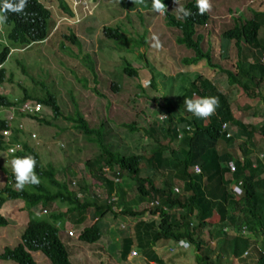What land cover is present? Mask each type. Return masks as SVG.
Returning <instances> with one entry per match:
<instances>
[{"label":"trees","instance_id":"trees-1","mask_svg":"<svg viewBox=\"0 0 264 264\" xmlns=\"http://www.w3.org/2000/svg\"><path fill=\"white\" fill-rule=\"evenodd\" d=\"M43 1L28 0L26 7L31 9V13L25 9L20 14L7 13L8 19L3 26L6 28L5 32L0 33L6 38L0 41V83L7 72L2 65L10 53L11 47L8 45L24 46L47 38V21L56 12L46 8ZM53 1L59 10L56 15H74L69 0ZM167 1L162 0L165 3ZM2 2L0 0V4ZM148 2L151 3V0H144V3ZM99 3L106 10V0ZM77 4L75 9L81 16L82 6L87 4L84 0H78ZM182 5L191 10L193 15L184 18L183 23L176 20L172 24H177L180 30L176 41L185 44L193 52L185 61L196 63L203 59L208 66L214 68L209 49L203 50L200 45L202 35L193 34V26L205 23L208 14L199 15L194 0L186 1ZM18 16L20 17L17 18ZM25 18L34 20L31 29L26 27ZM90 19L96 21L95 17ZM127 21L130 22V19ZM232 21L231 27L221 34L223 41L220 47L222 52H226L229 42L233 40L237 59L232 70L218 69L225 75L226 85L231 90L224 93L219 90V81L215 83L212 78L199 75L183 87L178 94V101H172L168 96L160 97L162 101L159 100L158 104L164 113L149 121L147 128H140L141 135L150 138L146 153L123 151L113 147L105 140L108 132L105 117L89 125L83 115L76 113L74 117L68 118L72 122V128L93 142L97 149V153L83 161L81 174L84 182L69 189L64 180L56 178L55 168L51 164L42 166L38 155L22 142L23 150L18 154L27 153L35 157V171L41 183L9 195L21 197L26 209L37 205L45 206L50 202L64 204L65 212L78 215V223L84 220L86 210H92L96 219L89 226L83 227L78 236L86 243L100 240L102 229L106 227L105 221L112 231L108 218H112V224H118L121 219H130L131 234L121 239L120 245L114 240V234L110 236L114 246L107 253L117 262L125 260L129 248L134 244L141 256L151 258L154 264H173L175 258L172 256H177V259L179 256L190 259L186 264H229L227 257L230 255L238 264H264V120L258 126L250 121L242 122L232 115L230 109L232 96L244 93L246 97L257 98L261 102L262 110L258 114L264 116V63L259 61V56L264 53V11H253L249 18H243L239 14L232 17ZM117 24L120 27L112 24L100 28L101 34L116 44L113 45L114 48L124 50L126 54L132 53L133 49L126 48L129 37L130 42L136 46L144 44L142 32H128L126 35L125 24L119 21ZM52 37L63 48L69 47L66 44L76 46L81 54L79 61L85 72L90 74L94 85V65L89 54L82 53L80 39L73 31L60 29ZM126 54L121 57V70L131 76L137 71ZM138 55L143 58L141 52ZM81 74L84 75V72ZM111 86L114 90L117 89V85L112 83ZM176 86L179 88L182 84ZM133 87L138 88L136 95L143 94L138 83ZM23 94V97L16 100L7 99L0 94V106L8 107L18 103L24 99L26 93ZM197 97H217L219 100L216 113L207 120L198 119L186 110L184 99ZM40 102L49 105L55 117L60 114L55 98L50 93H46ZM252 113L256 114V110ZM4 124V120L0 119V128ZM122 125L128 133L139 129L134 122ZM17 139L18 135L13 130L10 141L17 142ZM2 146L0 140V148ZM139 147L143 149L145 144ZM27 154H19V157L23 158ZM229 161L234 165L231 173L227 166ZM194 165L199 167L198 173L193 172ZM90 181L101 190L103 196L97 197L93 193ZM231 182H239L242 194L234 195L230 191ZM128 187L133 189V193L130 194ZM77 193H80L79 197ZM5 198L6 188H0V206ZM28 215L19 241L11 248L3 247L0 259L12 260L16 264H37L28 252L30 250L40 251L50 264H72L54 225L59 218L58 212L50 211L47 215L49 220L36 218L30 211ZM6 224V219L0 215V226ZM242 226L248 232L245 237L240 235ZM223 227L233 230L225 233L222 232ZM205 234L210 239L212 236L215 238L211 239L213 244L217 239H220L221 244L216 249L209 246L204 241ZM181 240L188 241L192 246L190 257L177 246ZM169 244L174 246V251L168 250ZM250 246L248 255L242 257V252ZM156 247L161 248L162 253L167 255L165 260L155 255L153 249ZM97 251L94 253L95 257L100 256V250ZM225 252L230 255L223 258Z\"/></svg>","mask_w":264,"mask_h":264},{"label":"rangeland","instance_id":"rangeland-1","mask_svg":"<svg viewBox=\"0 0 264 264\" xmlns=\"http://www.w3.org/2000/svg\"><path fill=\"white\" fill-rule=\"evenodd\" d=\"M44 1L45 6L51 8L56 14H59L55 1ZM99 1L102 0L84 1L88 7L82 6V20L78 26H73V32L82 42V53H88L92 59L96 78L94 85L91 83L90 74L85 72L84 66L79 61L81 54L76 46L66 44L72 50L69 47L63 48V46L55 43L54 37H52L49 42L30 45L29 49L25 48L27 50L23 52H18L17 50L10 51L2 65L7 72L3 84H0V93H6L8 97H11L13 94V97H18L20 94L16 93L20 91L19 86L24 87L28 92L41 95L43 94L42 90H50L56 96L63 115L70 114L73 111L72 105L75 104L81 113H83L89 125H93L97 120L105 117L106 126L108 127V132L105 136L107 142L123 151L146 153L150 140L142 138L140 128H147L149 121L164 113L158 104L159 100H161L159 97L168 96L170 98L171 96L176 98L178 96L180 92V88L176 86L178 81L182 82V86H184L199 72L204 77L212 78L215 83L219 81V85L223 89L231 90V87L229 88L224 83V75L219 70L217 71L216 68L208 67L204 60H200L193 65L191 64V66L183 64L181 59L192 55V51L186 49L183 45L176 44L174 39L179 33L178 30L174 27L164 26V22L162 21L164 16L159 15L158 17L156 16L158 13L152 10L141 11L140 14L158 18L153 23V28H157L156 33L151 30V25L148 26L149 36L145 49L138 47L137 49H133L132 53L126 54L124 50L114 48L113 45L116 44L113 41L105 40L101 34V26H111L119 21L125 24L130 34H137L140 32L139 19L137 18V13L130 12V22H128L124 14V8L118 7L117 0H106V10L102 8V4ZM210 2L212 4V11L208 12V24L203 28L198 27L196 30L204 36L202 47L205 48L208 45L212 62L218 64L221 68L231 69L234 67L235 62V48L233 42L230 41L225 56H223L224 52H221L219 48L220 34L231 27L233 16L240 14L243 18H249L252 11L264 10V0H210ZM176 7L178 5L172 7V12L175 15H177L174 11ZM56 14L54 15L56 16ZM90 17L96 18L95 22H97V25H95L94 19H90ZM51 19L53 20V16ZM61 19L66 21V19ZM54 28L55 25L51 22L49 31ZM58 29L68 31V27L65 24H61ZM133 30H136V32H133ZM3 31L4 27L1 32ZM153 35L157 36L162 44L160 50H156L151 46ZM140 52L146 55V60L138 57V53ZM220 52L221 56L219 55ZM124 54L127 55L133 65L139 66L140 73L137 76H128L122 72L121 57ZM18 59L24 62L25 73L16 66ZM69 64H76L78 70L84 72V75L72 73L71 71L76 70ZM151 71L155 73L158 80L154 89L149 86H143L144 76H147ZM169 74L172 75L173 80ZM83 76L85 80H82ZM112 80L119 86L118 89L114 90L110 87ZM137 83L143 89L141 96L136 95L138 88L133 87ZM92 86L96 88L98 93L92 91ZM164 89L167 91H164ZM232 100L234 104L247 105L248 108L242 107L239 110L241 117L244 116L251 122L257 123L255 126L261 123L258 111L262 110V106L257 98L250 99L244 93H240L238 96H232ZM252 108L256 109V114H253L255 115L253 118H251ZM40 114L46 117L45 119L51 124L42 122L43 124L39 126L38 121L35 119L28 120L22 118L20 120L28 128L25 130L28 134L32 132L31 130L37 134L33 141L29 140V137H26L27 143L38 154L41 165H45L48 162L53 165L57 171L56 178L63 180L65 178L64 173L66 172L74 179H77V184L80 185L84 182V176L81 174L83 171V161L97 153L94 143L85 139L77 129L72 128L68 120L61 117L55 120L51 118V110L47 106L43 105ZM4 115L3 110L0 108V118L4 117ZM130 122H134L139 129L128 133L122 124ZM60 144L62 145L60 146ZM141 144H145L143 149L139 147ZM0 164H8L3 161L2 152H0ZM65 169L67 170L65 171ZM0 175H2L1 172ZM125 181L129 182L127 179ZM131 187L133 188V186ZM127 189L130 194L133 193V189L129 187ZM55 205L54 210L61 207L57 204ZM39 211L37 210V213ZM65 219L72 220L70 217H66ZM65 222L73 226L69 221ZM91 222L92 219L89 213L86 212L83 223L78 228L75 226L77 232L80 231V228L89 225ZM118 222L123 227H119V224L115 225L114 238L120 241L131 234L132 221L130 219H121ZM25 223L26 214L22 213L9 223V226L0 227V251L5 246L13 247L19 241V235ZM108 223L112 224V218H108ZM105 224L106 227L101 240H107L108 224L106 221ZM70 226L67 228H70ZM3 232L6 233V238L1 237ZM64 232L65 229L61 225H58V237L62 240L72 264H138L134 259L123 262L114 261L104 250H100V256L95 257L94 253L97 250L94 248V245L79 240L75 241V237L71 239L73 242L75 241V247L79 248L80 251L78 253L76 250H73V254H71L73 249L70 243L71 240L66 237ZM211 239L215 238L212 236ZM211 239L208 235H204V241L216 249V246L221 244L220 239H217V242H214V244ZM172 245L176 247L175 243H172ZM172 245L169 244V251H174V246ZM179 247L187 252L186 256L190 257L192 246L188 249ZM229 255L225 252L223 258ZM31 256L37 264H50L40 251L32 252ZM227 258L229 264H238L235 259L231 258V255ZM189 260L184 256H179L174 261V264H186ZM0 264H15V262L0 259Z\"/></svg>","mask_w":264,"mask_h":264},{"label":"clouds","instance_id":"clouds-1","mask_svg":"<svg viewBox=\"0 0 264 264\" xmlns=\"http://www.w3.org/2000/svg\"><path fill=\"white\" fill-rule=\"evenodd\" d=\"M84 1H86V0H84ZM117 1H118V7L121 8V9L124 8L123 10L125 11L124 14H125L126 19H128L130 17V12L137 13V18L139 19L138 25L140 27V32H142V34L144 35L143 36V39L145 40L144 44L143 45H138V46L132 44V42H130L131 38L129 37V41L126 44V48L128 50L137 49L138 47H144V49H145V47L147 45V39H148V36H149L148 26L151 25V30L154 33L157 32V28H155V29L153 28L154 27L153 23L158 18L156 19V18H153L151 16L140 15L141 11H150V10H152L153 12L158 13L156 16H158V17H159V15L160 16H164V19H162V21L164 22L163 25L167 26V27H174L176 30H178V32H180V30L177 27V24H175V23L172 24V22L173 21L175 22L176 20H179L180 23H183L184 22V18H188V17H191L193 15L191 10L186 9L182 5L186 1L188 2L190 0H168L166 3L162 2V0H151V3L150 2L144 3V0H117ZM194 1L196 2V7H197L199 15L203 16L206 13L208 14V12L212 11V4H211L210 0H194ZM27 2H28V0H3L2 4H0V33H1V30H2L3 26L7 22V19H8L7 13L12 12V13L20 14V13L24 12V9H25V11H28V12L31 13V9L26 7L27 6ZM69 2L72 4L71 7L73 9V11H72V13L74 14L73 16L64 17L63 15H56V16L54 15L53 16V20L51 19L52 18L51 16L48 19L47 26H46V33H47V38H49V40H46L47 39L46 38V39H43L42 41H32L28 45H24V46L14 45V44L8 45V47H11L10 51L11 50H17L18 52H23V51L29 49L28 47H30V45L41 44L42 42H49L51 40V38H52L53 33L58 29V27L61 24L67 25L68 31L69 30L73 31V26H78V24L82 20V16H80L79 13L77 12V10L75 9V6L77 5L78 0H69L68 3ZM179 2H181V3H179ZM175 5H178V7H176L174 9V11L177 13V15H175L172 12V7L175 6ZM86 7H88V6H86ZM46 8H47V6H46ZM261 11H264V10H261ZM261 11H254V12H261ZM19 17L20 16H18L17 18H19ZM233 17H236V16H233ZM61 18L66 19V21H63ZM208 20H209V14H208L207 21ZM33 21H34L33 19L28 20V18H25L26 27L28 29L32 28V22ZM207 21L205 23H203L202 25H194L193 26V34L202 35L201 33L197 32L196 29L198 27H200V28L205 27L208 24ZM51 22L53 23V25H55V28L53 30L49 31L50 28H51ZM114 24L118 25L117 23H114ZM5 29L6 28H4V32H5ZM124 32H125L126 35L129 34L128 30L127 31L124 30ZM221 34H220V39H219V48H220V50H222L221 47H220V44L223 41V39H221ZM178 35H179V33H178ZM178 35H176L175 39H174L176 44L183 45L186 49H189V48H187L185 46V44L178 43L176 41V37ZM203 39H204V36L202 35V39L200 40L201 47H202V40ZM2 40H6V38L4 36L0 35V41H2ZM105 40H107V39L105 38ZM109 41H112V40H109ZM152 41H153V43H152L151 46L154 49L160 50L162 48V44L160 43L159 38L157 36L153 35ZM231 41L233 42V40H231ZM57 44L60 45L59 43H57ZM206 45H207V43H206ZM25 48H27V49H25ZM206 48H208V45L205 48L202 47L203 50L206 49ZM209 52H210V50H209ZM221 52L219 54L220 56H221ZM74 55H75V53H74ZM142 55H143L142 59L145 60L146 55L144 53H142ZM192 55H193V52H192ZM262 55H264V53L259 56L260 63H264V62H261V60H260ZM223 56H225V52H224ZM138 57L140 58L139 55H138ZM190 57H191V55L188 56V57H183L181 59L183 64L191 66V64L193 65V64H196L197 62L200 61L199 60L196 63L186 62L185 60L189 59ZM236 59H237V56H236V51H235V61H236ZM201 60H203V59H201ZM129 62L131 63V61H129ZM204 62H205V60H204ZM211 62H212V59H211ZM205 64H206V62H205ZM213 64L215 65L214 68H216L217 71H218V69L219 70H222V69L226 70L227 69V68H221L216 63H213ZM69 65H71V64H69ZM16 66L19 67L20 70L25 73V65H24V62L21 59H18V61L16 62ZM133 66L135 67L137 73L136 74H132L131 76H137L140 73L139 66H136V65H133ZM208 67H210V66H208ZM72 68L76 70V71H71L72 73H75V74L79 73L80 75H82L81 72H79V70H78V66H76V67L72 66ZM210 68H213V67H210ZM232 69L233 68H231L229 70H232ZM5 74H6V72H5ZM5 74H4L3 81L5 80ZM124 74H126V73H124ZM222 74H223V72H222ZM126 75H128V74H126ZM199 75H201L199 72L197 74H195L193 76V78L187 84H189L191 81H193ZM169 76L172 77L171 74H169ZM224 77H225V75H224ZM82 80H85L84 76H83ZM157 81L158 80L156 79L155 73L151 71V72L148 73L147 76H144V78H143V86H145V87L149 86V87H152L154 89L155 86H156ZM91 83H93L92 80H91ZM112 83L114 85H117V84L115 83L114 80H112L110 82V87L113 89V87L111 86ZM224 83H226L225 79H224ZM0 84H3V82H1ZM15 84H17V83H15ZM177 84L181 85L182 82L178 81ZM187 84L184 85V86L179 87L180 88V92L183 89V87L185 88L187 86ZM118 88H119V86L117 85V89ZM19 89H20L19 93H16V94H20L18 97H13L14 94L11 95V97H8L6 95V93H3V94L0 93L1 95L5 96L7 99H14V100L23 97V95H24L23 93H26L24 99H22L18 103L14 104V105H11V106H8V107L0 106V108L3 110V112L5 114L4 117L0 118V119H3L4 122H5L4 126L0 128V140L3 143V146L0 148V152H2L3 161L8 163L7 165L0 164V172L2 174V175H0V188L1 189L2 188H6V198L4 199V201L2 202V204L0 206V208H1L0 215L3 216L6 219L7 224L2 226V227L9 226L10 225L9 223L14 221L22 213L26 214V223H27L28 216H29L28 215V211L32 212L36 216V218H41V219H46V220H49V219H47V215H48V213L50 211L58 212L59 218L54 222V225H55V227L57 229V236H58V225H61L65 229L64 234L66 235L67 238H70V240H71L70 243H71V246L73 248L72 251H71V254H73V250L74 251L76 250V252L79 253L80 249L75 247L76 246L75 241L76 240L81 241L78 238V236H79V233L81 232L82 228L86 227V226H83L82 228H80V231L77 232V228L83 223V221L81 223H78V215L77 214H75V213L69 214V213L65 212L66 206L64 204H60L58 202H50L49 204H47L45 206L37 205V206H32V207H29L28 209H26V206L24 205V202L21 199V197L11 196L9 194L11 192L16 193V192H19V191H23L27 186H39L40 183H41V179L37 175V171H35L36 164H37V161H36L35 157H33L32 155H29L27 153H19V154H27V156H24L23 158L19 157L18 152H21L23 150L22 142H24L35 154H37L33 150V148L27 143V141L25 139L26 137H29L30 138L29 140L33 141L36 138L37 134L35 132H33V130H31V129H29V130H31L32 132H30L28 134L25 131L28 128L25 125H23L20 120L22 118L23 119H28V120L35 119L36 121H38L39 126L41 124H43V123L51 124L49 121H47L45 119L46 117H43L40 114L43 105L47 106L51 110V118H53L54 120L57 119L58 117H61V118L65 119V120H68V118L74 117L76 113H79L81 115H83V113H81L80 109L77 108L75 104H73L72 105L73 111L70 114H68V115H63L61 113L60 107H59V105L57 103L56 96L50 90H47V89L42 90L43 94L41 95V94H36L34 92H28L24 87H21V86H19ZM219 90L224 92V93L226 91L225 89H223V87H220ZM92 91L95 92V93H98L96 88L93 87V86H92ZM46 93H50L55 98V103L58 106L59 111H60V114L57 117H55L53 115L52 109H51V107L49 105H46V104H43L42 102H40V99L42 97H44L46 95ZM170 98L172 100H174V101H176V100L178 101V96L176 98H173V97L170 96ZM183 103L186 106V110L189 113H191L196 118L203 119V120H207L211 116H213L216 113L217 107L219 106V100H218L217 97H197L195 99L186 98V99H184ZM242 107L248 108L247 105L237 104V103L234 104L233 100L230 101V109H231L232 115L235 118H237L240 121H242V122L250 121L248 118H246L244 116L241 117V113H240L239 110ZM253 110L254 109L252 108V112H253ZM252 112H251V114H252L251 118H253L255 116V115H253ZM187 118H188V116H187ZM260 120L261 121L264 120V116H262L261 114H260ZM69 123L71 124L72 122L69 121ZM251 123L253 125L257 124L255 122H251ZM186 129H188V127H186ZM13 130H15L17 135H18L17 142L10 141V137L12 135ZM142 138L144 140H149L150 139L148 136L146 137L145 135H142ZM61 145L62 144H60V146ZM38 159H39V157H38ZM39 163H40V161H39ZM46 164H51V163L48 162ZM45 165H42V166H45ZM227 166H228L229 173H231V171H233V169H234L233 162L229 161L227 163ZM230 166H232V169L230 168ZM66 170L67 169H65V171ZM192 170H193L194 173H198L200 171V169H199V167L197 165H194ZM64 175H65V178H63V180L66 182V184H67L69 189H73L76 186H78L77 179H74L72 176H70V174H67L66 172L64 173ZM103 176H105V175L103 174ZM116 180H117V178H116ZM91 185L93 186V193L97 197L98 196H103V194H101V192H100L101 190L96 185H94L93 183H91ZM94 187H95V189H94ZM239 187H240L239 186V182H236V183L231 182L229 184V189L234 195L242 194V189H240ZM263 194H264V186H263ZM79 195H80V193H77L78 197H79ZM55 204H57L58 206H61V207L59 209H57V210H54L55 206H56ZM37 210H40V211L37 213ZM86 212L89 213V216H90V218L92 219V222H93L96 219V217L93 216V211L92 210L91 211L86 210ZM86 212H85V214H86ZM85 214H84V216H85ZM72 215H75V216H72ZM66 217H70L72 220L65 219ZM65 221H69L73 226L68 225ZM26 223H25V225H24V227L22 229V232H23V230H24V228L26 226ZM118 224H116V223L111 224L112 231H110L109 228L107 229V236H108L107 240L109 242H107L105 244H102V247H101L102 249L101 250H104V251L107 252L108 249L109 250L112 249L111 246H114V243H112L111 240H110V236L112 234H114V231H116L115 230V225H118ZM89 225H87V226H89ZM68 226H70V228H67ZM75 226H77V228ZM119 227H123V225L119 224ZM104 229L105 228L102 229V233H101V236L99 238L100 240L98 241L97 244H101V241H102L101 237L103 235ZM232 230L233 229H230L228 227H223L222 228V232H225V233L227 231H228L227 233L232 232ZM242 230H244V233H242ZM247 234H248L247 229L244 226H242L240 228L241 237H245V235H247ZM1 237L6 238V233L3 232ZM19 237H20V235H19ZM74 237H75V239H74L75 241L73 242L71 238H74ZM59 240L63 244V242H62V240L60 238H59ZM114 240L117 242V245H120L121 240L117 241L116 238H114ZM81 242H83V241H81ZM84 243H86V242H84ZM88 244L94 245V243H88ZM106 244H107V247H106ZM63 246H64V244H63ZM177 246H181V247H184L185 249H187L191 245L189 244L188 241L181 240V241H179V243H177ZM6 247H8V246H6ZM9 248H11V247H9ZM117 248L119 249V246H117ZM248 248L250 250L251 246L248 247ZM96 250H98V249H96ZM28 252L32 255V252H36V251L28 250ZM139 252L140 251L137 250L135 245L132 244L131 247L128 250V253H127L124 261H127L129 259H134V261H137V258L141 259V255L139 254ZM247 255H248V250H244L242 252V257H246ZM142 259H145V258L142 257ZM144 261L147 262L148 264H151V262H148V260H146V259ZM121 262H123V261H121Z\"/></svg>","mask_w":264,"mask_h":264},{"label":"crops","instance_id":"crops-1","mask_svg":"<svg viewBox=\"0 0 264 264\" xmlns=\"http://www.w3.org/2000/svg\"><path fill=\"white\" fill-rule=\"evenodd\" d=\"M0 211H1V208H0ZM108 237V236H107ZM107 242H109L108 240H102L101 241V244H97V242H94V248H96V249H98V250H101V249H99V247H102V244H105V243H107ZM106 247H107V244H106ZM154 250V253H155V255L156 256H158L159 258H161L162 260L164 259L165 260V256H167L166 254H163L162 253V251H161V248H154L153 249ZM245 250H249V248H247V249H245ZM139 254L141 255V253L139 252ZM172 254V253H171ZM170 255V254H169ZM139 256V255H138ZM172 257H174L175 259H173V263H174V261L175 260H177V256H172ZM143 258H146L147 260H148V262H151V264H153L154 263V260H151V258H149V257H143ZM145 259H142V256H141V259H139V260H137V261H135V262H137L138 264H144V261Z\"/></svg>","mask_w":264,"mask_h":264},{"label":"built area","instance_id":"built-area-1","mask_svg":"<svg viewBox=\"0 0 264 264\" xmlns=\"http://www.w3.org/2000/svg\"><path fill=\"white\" fill-rule=\"evenodd\" d=\"M260 60L261 62H264V55L261 56ZM230 168L232 169V166H230ZM263 173H264V168H263ZM114 180H116V178ZM242 233H244V230H242Z\"/></svg>","mask_w":264,"mask_h":264}]
</instances>
